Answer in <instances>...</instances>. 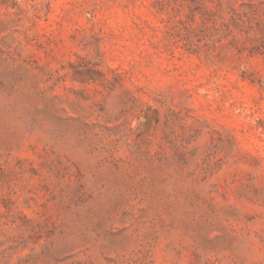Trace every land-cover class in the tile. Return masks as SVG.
Returning a JSON list of instances; mask_svg holds the SVG:
<instances>
[{
    "label": "rangeland",
    "instance_id": "rangeland-1",
    "mask_svg": "<svg viewBox=\"0 0 264 264\" xmlns=\"http://www.w3.org/2000/svg\"><path fill=\"white\" fill-rule=\"evenodd\" d=\"M0 264H264V0H0Z\"/></svg>",
    "mask_w": 264,
    "mask_h": 264
}]
</instances>
